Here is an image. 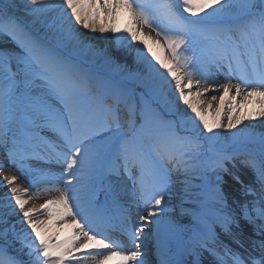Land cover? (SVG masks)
<instances>
[{
    "label": "snow or ice",
    "instance_id": "obj_1",
    "mask_svg": "<svg viewBox=\"0 0 264 264\" xmlns=\"http://www.w3.org/2000/svg\"><path fill=\"white\" fill-rule=\"evenodd\" d=\"M10 7L14 0L0 3V35L21 52L0 50V151L28 187L21 188L16 175L5 177L11 195L0 197V252L18 245L26 264H111L114 258L116 264H150L144 249L151 237L158 264H264V241L259 255L247 258L231 246H244L239 218L264 235V133L247 131L250 124L233 132L245 121L264 122V0H24L33 24L55 25L66 43L102 55L106 73L45 47ZM120 11L132 22L124 35L97 26L98 16L106 12L111 21ZM89 30L101 37L111 31L122 48L143 37L129 48L138 70L125 73L102 49L94 50ZM218 74L224 83H217ZM209 91V113L218 101L211 122L201 111ZM248 103L260 106L258 117L254 110L245 114ZM161 110L173 119L165 120ZM221 128L232 132L233 146L214 151L193 185L192 154L203 133L216 141ZM30 160L60 171L37 170ZM238 165L251 171V183L232 171ZM174 173L183 178L174 181ZM225 173L254 199L229 205ZM174 183L182 186L175 193ZM38 185L59 195L39 210L26 207L24 196ZM173 195L179 203L170 206ZM187 203L211 204V215ZM59 223L73 231L53 242ZM115 231L131 249L113 237Z\"/></svg>",
    "mask_w": 264,
    "mask_h": 264
},
{
    "label": "bare ground",
    "instance_id": "obj_2",
    "mask_svg": "<svg viewBox=\"0 0 264 264\" xmlns=\"http://www.w3.org/2000/svg\"><path fill=\"white\" fill-rule=\"evenodd\" d=\"M101 2H102V0H101ZM145 2H151V0H145ZM55 15H56L55 13L49 14L48 16L45 17V19H47L49 22H51V21L55 20ZM131 23L132 22L128 19L127 14L123 11H120L118 14H116L111 21H109L107 19V13L106 12L104 14H102L101 16H98L97 20H96V24L98 27L101 24H103L109 28H116L121 35L125 34L124 29L129 27ZM35 26L36 27L31 28V32H33V33L36 32L37 34L42 36L41 30H43L45 35L48 37V39L55 40L58 45H62V46H63V44L68 45L67 50L70 54L69 57L73 58V61L80 64L82 67H84V68H86L92 72H97V73H106V72L110 71L109 66L105 65L102 55H97L95 51H81L78 48H76L74 45L66 43L59 36L58 28L55 25H53L52 27H45L44 25H42L40 23H36ZM79 31L81 33L85 32V30L82 27H79ZM143 32L145 35H151L153 37V39H156L155 32L151 31L150 29L144 28ZM32 35L35 36L34 34H32ZM86 35L88 37L95 38V39L90 40V44L94 50H101L102 49L103 52L106 53L107 56L111 57L116 63H119L120 65L124 66L125 73L135 72L138 70L139 66L137 65V63L135 61L134 55L130 54L129 48H136L138 46L139 39H143V37H139L138 41L132 42V44L130 46L122 48L118 42H114V33H112L111 31H109L108 33H105L104 37H101V34L98 31L93 33L90 30L86 33ZM129 39H130V37H129ZM0 40L3 41V43H2L3 45H0V50H7V51L14 52V47L12 45H10V44H8V42L4 41L3 38H0ZM148 43L153 47V50L158 55H161V56L163 55V53H161V50L156 45L152 44L151 41H148ZM58 45H56V46L59 48ZM65 45H64V47H65ZM67 50H66V52H67ZM55 51L56 50H54L53 52H55ZM122 53H124V54H122ZM76 56H78L79 59H75L74 57H76ZM149 59H151V57H149ZM98 71H100V72H98ZM117 78H119V77H117ZM216 81H217V83H220V84L224 83V75L218 74L216 76ZM211 95H213V91H209L205 95V97L202 98L204 100V104L201 105V111H204L205 114L208 115L210 122L215 115V106L218 103V101L214 102L213 109L209 113V110L207 109L206 105H207V102L210 99ZM180 107L183 108L184 106L180 105ZM259 109H260L259 105H255L253 103H248L244 109V112H245V114H247V113L253 112V110H254L255 114L258 117ZM225 123H226V117H225ZM245 124H250L252 127L247 129V131H249V132H251L257 136L261 133H264V122H262V120L260 118H257L253 121H245L243 124L238 125L237 129H234L233 132L239 133L240 129H243ZM218 131L220 133V139L216 140V141L207 140L206 137L208 136V134L203 133V138L200 140L201 147L198 150L193 152L192 158L189 161L191 166L195 167L196 172H200L203 169L205 161L208 159V157L211 156L209 150H211V152H214V151L219 150V149L230 150L232 148V146H233V140L231 138L232 132H229L226 128H221ZM59 171H60V166H59L58 171H55L52 173L58 174ZM12 175H16L18 177L17 183L21 186V188L28 187V184L25 182V179L21 177V174L17 170H15V168L13 170L8 169V170L0 173V184H2V186H0V197H3L5 194H7L9 196L11 195L10 188L7 185L5 177L12 176ZM228 176L229 175L227 173L224 174V182L222 185V190H223L226 198H230L233 201L234 200H239V201L248 200V201H250V200L254 199V197H251V196L243 198L242 193L240 191V187L234 186V185H232V183H230V184L228 183L229 182ZM173 178L175 180H177V179H182L183 177L182 176L178 177L177 174L174 173ZM194 179L195 178L193 177V181H192L193 185L200 183L199 180H194ZM61 185H60V187H61ZM229 185H230L231 189L229 188ZM47 187H50V186L38 185L35 189L30 190L28 192V194L24 196L25 199L29 200V203L26 205V207H35L39 210L40 206L42 204H44L47 200L54 199L59 195V193L56 191L45 190ZM180 187H182L180 184L174 183L173 189H172L173 193H175ZM193 191L196 192V191H199V189H196L194 187ZM238 195H240L241 198ZM178 203L179 202L176 200L175 196L173 195V197L171 199L170 206L176 205ZM184 206L187 208H197L199 211L204 212L208 215H211V210H212L211 204L205 203L204 205L197 206V205H194L192 203H187ZM178 211H179V209L177 208V212ZM38 218H39V220L45 221V222H47V220H48L47 215H39ZM182 219L185 223H188L190 218L189 217H183ZM239 222H240V229L237 231L244 230V228H246V226L244 225L243 222H241L240 218H239ZM57 227L59 228L58 232L56 231L55 228L52 229V232L54 233L53 242H57V238L60 240L66 238L73 231L72 229L64 228L62 223H59L57 225ZM152 227L154 228L155 226H152ZM234 230H236V229H234ZM146 231H148V229H146ZM151 242H153V241L150 237L146 243V247L144 250L147 252L149 257L156 259V258H158V253H157V251H154L155 248L150 249L151 247L149 245ZM9 245L11 247H13L15 249V251H18V247H19L18 245H12L11 243ZM0 254H3L6 258V261H9V255L8 254H6L5 252H1ZM205 258H206V260H210L209 257H205ZM17 259H19V261L21 260V261L25 262V264H26L28 257L26 255H24L23 253H21L20 251H18ZM88 264H91V261H89Z\"/></svg>",
    "mask_w": 264,
    "mask_h": 264
},
{
    "label": "rangeland",
    "instance_id": "obj_3",
    "mask_svg": "<svg viewBox=\"0 0 264 264\" xmlns=\"http://www.w3.org/2000/svg\"><path fill=\"white\" fill-rule=\"evenodd\" d=\"M8 2H9V0H0V3H8ZM14 4H15V7H10V8L8 9V12H9V14H12L10 11H15L14 14H20V15H18L17 18H18V19L20 18L19 20L21 21L22 24L25 25L26 30H27L28 32H30V33L34 34L36 37L40 38L41 43H42L45 47L50 48V49H52L53 51L56 50L55 53H56L57 55H59L60 53H61V54H60L59 56H62V57H65L64 54H66L67 56L70 55L69 52H68V50H67V49H68V45H65V44H63V46H62V45H58L57 42H56L55 40H53V39H48V37L45 35V33H44L43 30H41V35H42V36H40V35L37 34L36 32L33 33V32H31V30H29V27H36V26H35L36 23L33 24V23L31 22V21H32V17H30V16L27 15V13H26V11H25V7H24V0H14ZM28 25H29V26H28ZM35 29H36V28H35ZM0 38H3L4 41H6V42H8V44L12 45V46L14 47V51H15V52H17V53L21 52V49H20L19 45H18L14 40H12L11 37L6 36V35H0ZM51 41H52V42H51ZM2 43H3V41L0 40V45H3ZM56 45H58L59 48H58ZM64 45H65V47H64ZM112 45H113V44H112ZM66 50H67V53H66ZM37 54L40 55L39 52H38ZM122 54H124V53H122ZM67 58H68V57H67ZM76 58L79 59L78 56H76ZM98 72H100V71H98ZM161 115L164 117L165 120L169 119L168 116H167V113H164L162 110H161Z\"/></svg>",
    "mask_w": 264,
    "mask_h": 264
}]
</instances>
